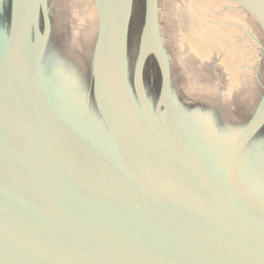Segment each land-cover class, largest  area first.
<instances>
[{
    "label": "water",
    "instance_id": "water-1",
    "mask_svg": "<svg viewBox=\"0 0 264 264\" xmlns=\"http://www.w3.org/2000/svg\"><path fill=\"white\" fill-rule=\"evenodd\" d=\"M133 11L0 0V264H264V0Z\"/></svg>",
    "mask_w": 264,
    "mask_h": 264
},
{
    "label": "flooded vegetation",
    "instance_id": "flooded-vegetation-1",
    "mask_svg": "<svg viewBox=\"0 0 264 264\" xmlns=\"http://www.w3.org/2000/svg\"><path fill=\"white\" fill-rule=\"evenodd\" d=\"M228 5L225 4L220 8V12L222 11H226L228 9ZM135 12L132 16L131 19V24H130V35H129V39H130V45L131 42L133 41V44H136L139 38V34H140V30L142 27V22H143V15H144V0H134V11ZM233 14H238L239 16H243L245 17L240 11H233ZM136 23V33L135 35H133V30H132V23ZM234 31H235V36L238 35V37H236L237 39L239 38L240 41L242 39V37H244L245 33H246V29H244V27L238 23L235 20H232V22H230V24ZM257 38L260 42V48L262 50V38L260 36L259 33L256 34ZM133 39V40H132ZM189 57H195L192 54H189ZM150 68L146 67V72L149 71L152 74V78H153V90L158 89V80H159V72H158V67L155 63V61H152V63L150 64ZM148 66V65H147ZM148 69V70H147ZM258 72H257V78L259 79V82L262 78L261 75V60H259V64L257 66ZM257 79V80H258ZM185 82V76L184 74H182V72L179 73V76L177 77V90H178V94L182 99L188 100L190 101L189 104H196V103H202L201 98L197 95V96H193V95H188L187 92H185V86L184 83ZM258 82V81H257ZM220 93H222L223 91H219ZM219 110L223 113L229 116H236L238 118H245L248 114H249V110L247 108H245L242 105H239L238 103L235 104L234 106H232V109H230V107H227L226 105H224V103L219 104ZM229 112V113H228Z\"/></svg>",
    "mask_w": 264,
    "mask_h": 264
}]
</instances>
